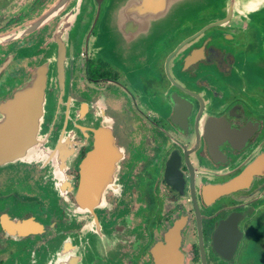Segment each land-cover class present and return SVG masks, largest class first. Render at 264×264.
<instances>
[{"label": "flooded vegetation", "instance_id": "flooded-vegetation-1", "mask_svg": "<svg viewBox=\"0 0 264 264\" xmlns=\"http://www.w3.org/2000/svg\"><path fill=\"white\" fill-rule=\"evenodd\" d=\"M58 1L0 0V36ZM75 1L0 43V264H253L248 251H264L262 24L174 8L147 16L153 28L120 55L105 47L108 28L143 19L121 0H88L66 85L51 76L40 116L23 115L10 99Z\"/></svg>", "mask_w": 264, "mask_h": 264}, {"label": "water", "instance_id": "water-1", "mask_svg": "<svg viewBox=\"0 0 264 264\" xmlns=\"http://www.w3.org/2000/svg\"><path fill=\"white\" fill-rule=\"evenodd\" d=\"M68 0H59L56 6L42 15L38 20L17 30L11 31L0 36V43L10 41L30 33L55 15ZM249 0H121L119 5L127 4L124 7L138 14L143 22H134L133 25L110 26L107 35L106 44L115 53L127 55L128 52L135 51L137 39L131 38L136 31L142 33L151 30L153 26L150 19L154 17H168L174 8H186L188 10L210 11L215 8H227L229 16L239 14L241 5ZM88 0H76L70 9L60 18L50 34L47 44L51 45L50 52L45 56L42 62L32 71L30 78L24 87L19 90L15 96L10 99V103L21 108V114L35 116L36 119L42 113L43 102L45 100L46 89L51 76H55L56 85H66V68L73 55L74 39L77 28L82 19L84 7ZM250 19L262 24L264 30V2L261 6L246 14H242ZM149 16V18L147 17ZM147 18L149 20H147ZM157 18V19H158ZM171 24L161 27V32L167 31ZM140 29V30H137ZM264 73V64L257 66ZM238 182H232L224 187V190H230L237 186Z\"/></svg>", "mask_w": 264, "mask_h": 264}, {"label": "rangeland", "instance_id": "rangeland-1", "mask_svg": "<svg viewBox=\"0 0 264 264\" xmlns=\"http://www.w3.org/2000/svg\"><path fill=\"white\" fill-rule=\"evenodd\" d=\"M34 0H6V4H9L11 5V7H14V6H22V5H28V4H31ZM78 30V28H77ZM108 51L110 49V46H105ZM249 255H250V260L249 262H253V264H264V251H261V253L263 254L262 256L258 257L256 254H252L251 251L249 250L248 251ZM248 254H246V256H249ZM257 257V258H256Z\"/></svg>", "mask_w": 264, "mask_h": 264}, {"label": "bare ground", "instance_id": "bare-ground-1", "mask_svg": "<svg viewBox=\"0 0 264 264\" xmlns=\"http://www.w3.org/2000/svg\"><path fill=\"white\" fill-rule=\"evenodd\" d=\"M263 2L264 0H249V2L244 3V5H241L239 13L246 14L252 10H255L256 8L261 6Z\"/></svg>", "mask_w": 264, "mask_h": 264}]
</instances>
